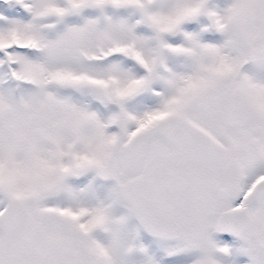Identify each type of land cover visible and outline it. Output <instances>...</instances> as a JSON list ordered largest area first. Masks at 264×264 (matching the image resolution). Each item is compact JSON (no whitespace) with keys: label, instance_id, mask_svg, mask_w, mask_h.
I'll return each mask as SVG.
<instances>
[{"label":"snow or ice","instance_id":"6c2138e0","mask_svg":"<svg viewBox=\"0 0 264 264\" xmlns=\"http://www.w3.org/2000/svg\"><path fill=\"white\" fill-rule=\"evenodd\" d=\"M0 264H264V0H0Z\"/></svg>","mask_w":264,"mask_h":264}]
</instances>
